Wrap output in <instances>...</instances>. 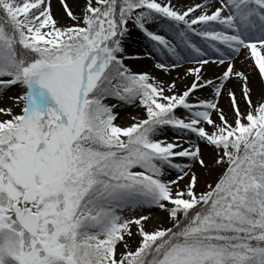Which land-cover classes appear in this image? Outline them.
<instances>
[{"label":"snow or ice","instance_id":"snow-or-ice-1","mask_svg":"<svg viewBox=\"0 0 264 264\" xmlns=\"http://www.w3.org/2000/svg\"><path fill=\"white\" fill-rule=\"evenodd\" d=\"M0 264H264V0H0Z\"/></svg>","mask_w":264,"mask_h":264},{"label":"bare ground","instance_id":"bare-ground-1","mask_svg":"<svg viewBox=\"0 0 264 264\" xmlns=\"http://www.w3.org/2000/svg\"><path fill=\"white\" fill-rule=\"evenodd\" d=\"M189 2H190V0H189ZM180 71L182 72L183 70L181 69ZM172 75H173V76L177 75V72H173ZM253 80H254V84H255V86L258 88L259 85H258V83H255V77H253ZM222 105H223L225 108H227V100L222 101Z\"/></svg>","mask_w":264,"mask_h":264},{"label":"rangeland","instance_id":"rangeland-1","mask_svg":"<svg viewBox=\"0 0 264 264\" xmlns=\"http://www.w3.org/2000/svg\"><path fill=\"white\" fill-rule=\"evenodd\" d=\"M53 2H54V5H55L56 0H53ZM56 12H57V15H59V8H58V7L56 8ZM128 111H133V112H134V111H136V110H135V109H129ZM124 114H125V116H126V115H127V112H125ZM122 122H124V121H122Z\"/></svg>","mask_w":264,"mask_h":264}]
</instances>
